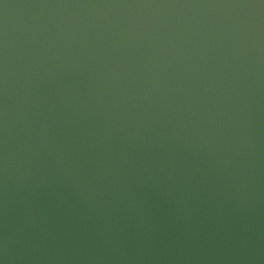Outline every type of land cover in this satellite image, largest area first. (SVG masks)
I'll return each instance as SVG.
<instances>
[{
	"label": "water",
	"instance_id": "obj_1",
	"mask_svg": "<svg viewBox=\"0 0 264 264\" xmlns=\"http://www.w3.org/2000/svg\"><path fill=\"white\" fill-rule=\"evenodd\" d=\"M0 264H264V0H0Z\"/></svg>",
	"mask_w": 264,
	"mask_h": 264
}]
</instances>
